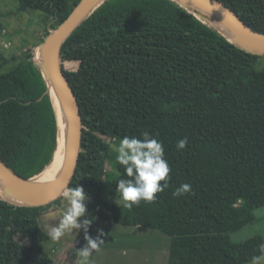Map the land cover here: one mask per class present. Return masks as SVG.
Returning <instances> with one entry per match:
<instances>
[{
  "label": "trees",
  "instance_id": "trees-1",
  "mask_svg": "<svg viewBox=\"0 0 264 264\" xmlns=\"http://www.w3.org/2000/svg\"><path fill=\"white\" fill-rule=\"evenodd\" d=\"M17 1L19 12L44 14L43 32L6 72L0 52V160L36 180L52 165L59 142L37 50L80 0ZM219 1L264 34V0ZM61 51L79 60L75 71L62 68L82 121L69 187L79 184L89 197L86 218L168 236L167 264L250 263L264 240L235 244L230 233L252 223L253 208L264 204V68H256L262 56L175 0H103ZM143 132L165 146L168 187L130 209L110 205L106 184L117 193L116 182L130 179L110 157V145ZM184 137L188 145L177 150ZM107 163L114 166L106 173ZM182 184L191 192L174 197ZM55 212L63 214V197L30 207L0 195V264H56L43 250L49 237L41 228L43 216Z\"/></svg>",
  "mask_w": 264,
  "mask_h": 264
},
{
  "label": "rangeland",
  "instance_id": "rangeland-1",
  "mask_svg": "<svg viewBox=\"0 0 264 264\" xmlns=\"http://www.w3.org/2000/svg\"><path fill=\"white\" fill-rule=\"evenodd\" d=\"M43 17L44 14L39 11L19 12L17 0H0V52L8 61L1 72L13 68L22 55L39 44L43 32ZM61 62L64 70L68 71L77 70L79 64L77 58L64 54L62 51ZM256 68L258 70L264 68V55ZM118 143L119 141H112L111 145H118ZM116 155L111 148L110 157L116 158ZM113 166V163H107L106 173ZM104 199L110 205L118 206L115 203L117 193L113 191L110 184H106ZM86 205L89 207L90 202ZM243 205L244 203L239 204L238 212H241ZM252 214L254 216L252 223L230 233V240L233 243H242L255 237L264 240V204L254 207ZM57 217H59L58 214H55L53 219H45L41 224L42 230L44 231L46 223H48L45 225L46 228H50L51 224L58 226L62 217ZM98 230L104 232V236L101 237L104 244L90 257L91 264H167L170 238L158 231L149 228L139 230L134 227L120 226L110 221L94 219L87 235L95 238ZM200 240L202 238H190L187 242L192 244ZM86 244L85 232L81 229L79 232L74 230L73 234H67L59 243H53L49 239L42 244V247L56 264H79L80 257L76 251L85 247ZM260 254V250H257L255 256Z\"/></svg>",
  "mask_w": 264,
  "mask_h": 264
},
{
  "label": "water",
  "instance_id": "water-1",
  "mask_svg": "<svg viewBox=\"0 0 264 264\" xmlns=\"http://www.w3.org/2000/svg\"><path fill=\"white\" fill-rule=\"evenodd\" d=\"M102 1L103 0H80L68 17L47 36L39 48L42 60L40 61L38 58L37 59L39 60L42 74L48 81L49 90L51 92L50 84L52 83L58 96L66 107V126L64 131L61 130L57 117L60 142L65 145L64 169L54 179L45 183H38L37 179L25 180L21 178L0 160V178L16 190L11 191L6 189L3 191V195L12 201L13 199H16L19 201V205L30 207L44 206L57 200L62 197L60 193L64 186L67 185L69 187L75 173L81 150L82 121L77 98L63 72L61 47L65 39L73 33V31L87 18L91 11ZM175 1L182 5H184L182 2L192 3L213 13L234 34V37H230L224 31L211 24L207 18H202L240 48L253 54L260 56L264 55V34L256 32L248 27L247 24H245L234 12L219 0ZM184 6L187 7L186 5ZM192 11L198 14L196 11ZM53 163H55V159L53 160ZM55 214L57 213L55 212L43 216L42 222L49 217L55 216ZM58 216L61 217L59 214Z\"/></svg>",
  "mask_w": 264,
  "mask_h": 264
},
{
  "label": "clouds",
  "instance_id": "clouds-1",
  "mask_svg": "<svg viewBox=\"0 0 264 264\" xmlns=\"http://www.w3.org/2000/svg\"><path fill=\"white\" fill-rule=\"evenodd\" d=\"M142 137V138H141ZM141 137L125 136L119 140L118 145L112 144V150L117 154L116 162L123 167L124 173L130 179L121 178L116 182L117 199L115 203L120 207L132 208L140 201L152 202L158 193L164 192L168 187L171 168L165 159V146L161 141L152 137L148 132L141 133ZM188 145V138L177 141V150H184ZM163 182V183H161ZM190 184H182L172 193L174 197H181L191 192ZM60 195L64 198V212L58 226L51 224L50 228L44 225V231L53 243H59L67 234L74 230L85 232L87 244L76 251L79 264H91L90 257L100 250L104 244L101 237L102 230H98L95 238L87 235L92 220L86 218L89 199L83 187L64 186ZM260 255L253 256L250 264H264V244L260 246Z\"/></svg>",
  "mask_w": 264,
  "mask_h": 264
},
{
  "label": "bare ground",
  "instance_id": "bare-ground-1",
  "mask_svg": "<svg viewBox=\"0 0 264 264\" xmlns=\"http://www.w3.org/2000/svg\"><path fill=\"white\" fill-rule=\"evenodd\" d=\"M184 5H186L188 8H190L191 10L196 11L201 17H205L208 19L209 22H211V24H213L214 26L218 27L219 29H221L222 31H224L227 35H229L230 37H234V34L218 19L217 16H215L213 13L195 5L192 3H186V2H182ZM38 59L41 61L42 60V56H41V52L39 50V56ZM50 89L53 95V102H54V107L57 113V117L59 120V126L61 127V130H65V123H66V107L63 104V101L61 100V98L58 96L56 89L54 87V85L51 83L50 84ZM64 144L62 142H60V135H59V142H58V148L55 154V163H52V165L50 166V168L43 173L38 179L37 182L38 183H45L48 182L52 179H54L55 177H57L61 171L64 169V159H65V151H64ZM11 190V191H16L15 188H13L10 184L4 182L1 178H0V195H3V191L4 190ZM14 203L19 204V201H17L16 199H13Z\"/></svg>",
  "mask_w": 264,
  "mask_h": 264
},
{
  "label": "crops",
  "instance_id": "crops-1",
  "mask_svg": "<svg viewBox=\"0 0 264 264\" xmlns=\"http://www.w3.org/2000/svg\"><path fill=\"white\" fill-rule=\"evenodd\" d=\"M57 218H59V217H57ZM50 219H53V217H49V218H47V220H50ZM137 229L140 230V228H138V227H137Z\"/></svg>",
  "mask_w": 264,
  "mask_h": 264
}]
</instances>
